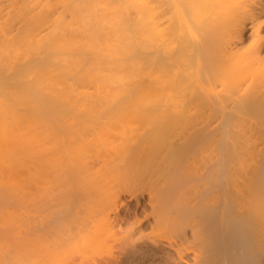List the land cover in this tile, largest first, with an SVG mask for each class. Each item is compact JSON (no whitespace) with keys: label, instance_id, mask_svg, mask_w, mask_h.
<instances>
[{"label":"bare ground","instance_id":"bare-ground-1","mask_svg":"<svg viewBox=\"0 0 264 264\" xmlns=\"http://www.w3.org/2000/svg\"><path fill=\"white\" fill-rule=\"evenodd\" d=\"M60 192L75 232L28 235ZM1 251L264 264V0H0Z\"/></svg>","mask_w":264,"mask_h":264},{"label":"rangeland","instance_id":"rangeland-1","mask_svg":"<svg viewBox=\"0 0 264 264\" xmlns=\"http://www.w3.org/2000/svg\"><path fill=\"white\" fill-rule=\"evenodd\" d=\"M139 126V125H138ZM140 127H141V125H140ZM63 193L65 194V192H60V193H58V194H55V193H49V200L42 206V207H39V208H37V209H34L31 213H32V215L34 214V215H37L38 217V219H35L34 218V220L32 219V217L31 218H28V220H27V222L24 224V225H22L21 226V228H23L24 230H27L26 232H28L29 234L28 235H30V233H42V237H44V240H47V241H49V242H52L53 240L55 241V239H56V241H60L59 243L60 244H65L64 243V240H65V236H66V238H68L67 236L69 235V233H74L75 232V224H73V222H59V223H55V222H51L52 221V219L54 218V217H56L57 216V214L58 213H62V212H64V211H62V209L61 208H63V210H65L66 211V208H69L70 209V207H73L74 206V200H73V198H74V196L70 193V195L69 194H67L66 196H64L63 195ZM54 194V195H53ZM51 195V196H50ZM69 196V197H68ZM53 197V198H52ZM73 200V201H72ZM61 209V210H60ZM69 209H67V210H69ZM30 211V210H29ZM30 213V212H29ZM57 213V214H56ZM29 215H31V214H29ZM29 215H28V217H29ZM56 215V216H55ZM27 219V218H26ZM51 219V220H50ZM26 221V220H25ZM49 222V224L50 223H52L51 225H52V227H54L53 228V231H47L46 229H47V223ZM45 223V224H44ZM44 225V226H43ZM50 225V226H51ZM16 226V225H15ZM15 226H13V230H12V233H11V235H10V241H8V244L10 245V249L8 248L6 251L8 252V250H9V255H10V257H11V261L13 262L14 260H15V262H16V260H18V258H19V256H21V254H23V252H25V247L26 246H24V244H26L25 242L26 241H21V238H19V236H17V234H18V231H16V228H15ZM13 231H16V232H13ZM14 233V234H13ZM12 235H13V237L14 238H12ZM15 235V236H14ZM19 238V239H18ZM31 238V237H30ZM53 238V239H52ZM64 238V239H63ZM41 240L43 239V238H40ZM62 239H63V242H62ZM36 239H34L33 240V244L31 243L30 245H34L33 247L34 248H36L37 246H39L38 244H37V246H36V244L34 243V241H35ZM40 240V242H42ZM38 242H39V240H37ZM37 241H35V242H37ZM47 241H44V243L45 242H47ZM68 241V239L66 240V242ZM18 242H20V243H18ZM29 242L30 241H28L27 242V244L26 245H29ZM39 242V243H40ZM24 243V244H23ZM17 244L19 245V247H20V249L18 248L17 249ZM20 244H22V246L20 245ZM41 244H43V243H41ZM49 244V243H48ZM30 245H29V247H30ZM44 245H46L47 246V244L45 243V244H43V246ZM24 246V247H23ZM36 246V247H35ZM22 247V248H21ZM28 247V246H27ZM26 247V248H27ZM45 247V246H44ZM24 248V249H23ZM23 249V250H22ZM29 249V248H28ZM32 250H34L33 248H31V251ZM35 250H37V248L35 249ZM18 251V252H17ZM20 252V253H19ZM28 252H29V250H28ZM1 253H2V251L0 252V257H1ZM16 253V254H15ZM30 253H32V252H29V253H27V250H26V252H25V254H30ZM17 254H19V255H17ZM13 255H14V257H13ZM16 255V256H15ZM12 257H13V259H12ZM17 257V258H16ZM15 258V259H14ZM89 261L91 262L92 260L91 259H89ZM89 262V263H90ZM14 263V262H13ZM12 263V264H13ZM92 263V262H91Z\"/></svg>","mask_w":264,"mask_h":264}]
</instances>
